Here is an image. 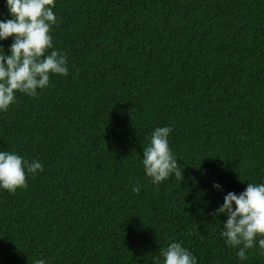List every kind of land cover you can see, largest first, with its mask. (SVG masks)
Returning a JSON list of instances; mask_svg holds the SVG:
<instances>
[{
    "label": "trees",
    "instance_id": "16d2710c",
    "mask_svg": "<svg viewBox=\"0 0 264 264\" xmlns=\"http://www.w3.org/2000/svg\"><path fill=\"white\" fill-rule=\"evenodd\" d=\"M52 10L45 55L65 53L68 75L0 111V152L43 165L25 169V188L0 187V264H164L172 243L197 264H264V237L241 260L221 235L227 216L213 215L229 192L264 184V0ZM13 42L0 40L6 55ZM161 127L184 179L155 185L143 151Z\"/></svg>",
    "mask_w": 264,
    "mask_h": 264
},
{
    "label": "clouds",
    "instance_id": "9594fccd",
    "mask_svg": "<svg viewBox=\"0 0 264 264\" xmlns=\"http://www.w3.org/2000/svg\"><path fill=\"white\" fill-rule=\"evenodd\" d=\"M11 19L0 21V40L14 38L6 55L0 47V111L7 112L16 100V93L37 96L38 89L49 85L50 74L68 75L67 57L56 50L45 55L53 47L50 35L52 25L57 23L53 12L55 0H7ZM170 127L157 128L152 133L151 143L143 151V166L151 182L159 185L174 173L183 177L181 167L169 148ZM35 176L43 171L39 161L29 163L15 153L0 152V187L15 193L26 187V174ZM184 179V177H183ZM220 189V185H214ZM133 192L140 191L139 184ZM235 205V207H234ZM214 216L226 215L221 235L230 247H239L237 255L247 259V251L255 247L257 237H264V184L248 183L244 192L237 195L229 192ZM259 248L264 250V238L259 239ZM164 264H197L196 257L180 243L170 244L162 250ZM36 264H45L37 260Z\"/></svg>",
    "mask_w": 264,
    "mask_h": 264
}]
</instances>
